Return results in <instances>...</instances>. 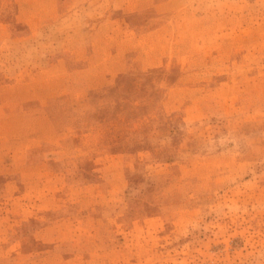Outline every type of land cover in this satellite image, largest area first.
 I'll use <instances>...</instances> for the list:
<instances>
[{
	"label": "rangeland",
	"instance_id": "374dc122",
	"mask_svg": "<svg viewBox=\"0 0 264 264\" xmlns=\"http://www.w3.org/2000/svg\"><path fill=\"white\" fill-rule=\"evenodd\" d=\"M0 264H264V0H0Z\"/></svg>",
	"mask_w": 264,
	"mask_h": 264
}]
</instances>
